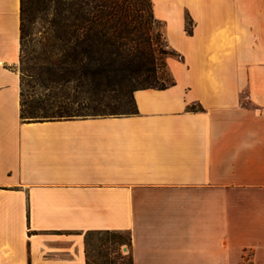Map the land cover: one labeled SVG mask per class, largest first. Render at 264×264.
<instances>
[{"label":"crops","instance_id":"0c3cea01","mask_svg":"<svg viewBox=\"0 0 264 264\" xmlns=\"http://www.w3.org/2000/svg\"><path fill=\"white\" fill-rule=\"evenodd\" d=\"M150 3L171 85L27 121L20 0H0V264H87L106 231L132 264H264V0Z\"/></svg>","mask_w":264,"mask_h":264},{"label":"rangeland","instance_id":"374dc122","mask_svg":"<svg viewBox=\"0 0 264 264\" xmlns=\"http://www.w3.org/2000/svg\"><path fill=\"white\" fill-rule=\"evenodd\" d=\"M31 2L33 10L36 12L34 18L25 24L27 35L24 42L22 59L18 65V72L22 80V89L25 93L24 101L28 106L34 108L36 112L41 111H61L68 109L70 114L60 113L54 118H66L71 116H115L127 115L134 111L132 101L133 90L141 87L167 86L172 82L166 61L173 51L169 48L161 23L155 21L148 27L147 33L150 53H152L153 73H142L130 75L124 71H106L93 77L91 83H69L50 88L42 86L36 78V74L45 68L57 70L60 66L59 42L52 38V31L56 30L58 15L61 14L66 19V26L70 32L77 27H89L92 25L96 9L94 5L104 0H50L46 10L40 9L37 0ZM142 2L141 15L146 18V0ZM84 42L82 45H88ZM75 43H71L74 46ZM91 56L85 58L90 64V69H99L100 61L110 62L112 58L116 60L115 68L128 67L132 61L133 65L139 66L140 62H146L140 56H132L124 53L109 56L106 51H98L97 47L92 48ZM46 58V60H44ZM104 68V66H103ZM61 117H58V116ZM126 240V234L113 235L107 233L91 234L86 237V250L89 264H128L129 249L125 244L118 245Z\"/></svg>","mask_w":264,"mask_h":264},{"label":"trees","instance_id":"16d2710c","mask_svg":"<svg viewBox=\"0 0 264 264\" xmlns=\"http://www.w3.org/2000/svg\"><path fill=\"white\" fill-rule=\"evenodd\" d=\"M40 4V9L36 11H45L50 0H37ZM142 2L137 0H104L94 5L93 9H96L92 21V25L89 27H77L71 31L66 26V19L61 14L58 15L57 28L52 31V38L59 42V52L61 55L60 66H57V70L52 68H45L36 74V78L39 83L50 88L60 86L61 84L69 83H91L93 77L97 74L106 71H124L130 75H138L142 73H153L154 68L148 65H153L152 53H150V45H148L147 33L150 31L148 28L151 23L155 22L150 0H146L147 15L144 18L141 15ZM36 12L33 10L31 2L28 0H20V61L22 59V52L24 49V42L27 35L25 24L34 18ZM158 22V21H157ZM191 22L189 19L186 21V31L190 33ZM89 42L88 45H82L84 42ZM75 43L71 46V43ZM94 47H97V52L106 51L109 56L118 55L119 53H126L132 56H140L144 59L147 57L146 62H140L139 66L133 65L132 61H128L130 65L125 68H115L116 60L112 58L110 62L100 61L98 63L99 69H90L85 61V58L91 56ZM170 55L178 56L174 51ZM46 60V58L44 59ZM19 61V62H20ZM149 63V64H148ZM148 64V65H147ZM104 66V68H103ZM172 82L169 84L171 85ZM167 85V86H169ZM53 86V87H52ZM167 86H161L165 88ZM21 87V104H20V117L24 120H48V119H62L54 118L60 113L70 114L71 111L68 109H62L61 111H41L36 112L34 108H31L23 100L25 93L22 89V80L20 79ZM154 87H141L139 89H153ZM138 90V89H135ZM133 90V91H135ZM133 101V100H132ZM134 105V103H133ZM135 113L134 111L130 114ZM58 117H61L60 115ZM73 117H85V116H71L68 115L66 118ZM107 233L113 235L126 234V240L120 242L118 245L125 244L130 246V236L127 233H115V232H92L91 234ZM87 254V250H86ZM88 258V254H87ZM89 261H87V264ZM112 264V263H106ZM132 264V259L129 254V262Z\"/></svg>","mask_w":264,"mask_h":264}]
</instances>
